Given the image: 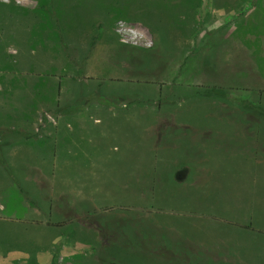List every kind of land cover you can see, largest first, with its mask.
I'll list each match as a JSON object with an SVG mask.
<instances>
[{
	"label": "rangeland",
	"instance_id": "rangeland-1",
	"mask_svg": "<svg viewBox=\"0 0 264 264\" xmlns=\"http://www.w3.org/2000/svg\"><path fill=\"white\" fill-rule=\"evenodd\" d=\"M52 1L67 46L85 26L95 38L72 47L84 100L68 81L59 107L99 122L73 131L65 162L34 167L28 212L0 197L5 264H177L186 230L195 257L234 260L238 244L244 264H264V166L242 165L233 141L246 112L264 118V0H0L1 127L57 124L44 106L53 31L32 52Z\"/></svg>",
	"mask_w": 264,
	"mask_h": 264
},
{
	"label": "crops",
	"instance_id": "crops-1",
	"mask_svg": "<svg viewBox=\"0 0 264 264\" xmlns=\"http://www.w3.org/2000/svg\"><path fill=\"white\" fill-rule=\"evenodd\" d=\"M55 17L56 15L46 14L42 17L39 16V20H37V22L35 21L34 28L36 29V34L34 35V38L37 39V41L34 43L35 46L33 47L32 52H36V48L43 47L38 32H45L47 30L53 31L50 39L48 37L46 38V44L48 46L47 50L52 51V53H54V50H56L57 59L61 61L55 63L52 58H49L51 59L49 60V63H54L57 65V72L52 76L43 75L45 78L51 79L48 82V85L50 86H45L46 88L48 87V100L47 104L44 106L45 108L52 111L53 117L57 120V124L54 123L55 125L53 124L52 126L48 125L38 134H36L33 129L28 126L19 127V125H14L8 128L0 126V148L2 149V151L3 149L5 151L3 154H0V163L8 167H13L12 174H5L3 177H0V197H3L7 200L9 209L22 213L28 212V208L32 206L28 199H31L30 196H32L31 193L33 191V182H35L36 180V173L34 171V169L36 168L34 167L43 166L45 165V163H47L51 167H53L54 165H58L65 156V153L62 154L60 148L64 146V149L66 150L75 149L73 147H70L71 145H73L74 140V138L72 137L73 131L77 130L79 134H82V132H85L89 129L88 126H90V122H99V119H95V116L89 113L90 111H88V113H86V111H81L82 113L74 112L68 115L69 113L67 110L58 108V101L60 100V97L70 93L68 89L66 90L68 81L72 83L71 86H73V88L75 89V97L71 101L76 103L84 100L85 93H82V89L85 90V88H83L84 86L78 79H76L74 75L70 76V73L76 74L78 76V65L83 62L77 61L76 56L72 54V47H74L73 49L78 48L80 51L82 49V46L90 47L93 44V40L95 41V38L93 39L91 33H88L87 31V26H85V30H82V34L79 35L78 38H76L75 42L71 43L70 46H67V43L65 41L66 37H60V35L62 34V28L60 29L55 25V23H57L55 22L56 20H54ZM54 32L57 33L58 36L53 34ZM63 34L65 36V32H63ZM81 39H84L83 44L81 42ZM16 55L17 57L19 55V52L17 50H15L14 52V56ZM76 55L78 56L77 53ZM81 59H83V57ZM17 62L18 58L15 59V61L12 62L11 65L16 64ZM16 75L19 77L17 79L20 80V85L29 84V81H21V79L26 78L23 77L24 75L21 72L16 71ZM35 93L38 92L35 91ZM256 97L260 98L259 100L262 101L264 107V91L257 92ZM69 105L72 104L69 103ZM36 113L38 114V112ZM106 114H122L126 117L134 116V112L129 110H108L106 111ZM67 117L69 119H67ZM244 118L245 125L239 126L238 136L237 138H233L235 139L233 140L234 145H237L238 147V153L240 156L239 160L245 167L264 166V118L260 121L256 120V122L253 123H258L257 125L247 124V112L245 113ZM195 140L197 139L195 138ZM196 144V147L201 146L199 142H196ZM40 150H47V153L45 152V154L42 156V159L36 158L40 157L38 154V151ZM29 167H32L33 169L31 170ZM13 180L17 182V185ZM19 187L23 190V194L20 193ZM191 229L192 228H190L189 230ZM1 232L2 224L0 219V242L2 241ZM183 238L184 239L182 240L184 242L181 243L179 241L177 245V251L180 257L178 261H175L177 264H244L241 255L247 258L249 257V253L245 254L243 251L246 250L238 244H235L234 247L237 248L239 254L238 256L240 258L236 257L234 260L228 259L225 262L215 261L210 260L208 255L195 257L194 250L197 249L196 244L198 241V237L195 235V233L191 231L188 232L186 230V233L183 234ZM167 246L169 247V245ZM230 253L231 252L229 249V257ZM3 256L4 255H2L0 247V264L11 262L10 258L5 259L3 258ZM166 260L170 261V259ZM249 264H257V262H250Z\"/></svg>",
	"mask_w": 264,
	"mask_h": 264
},
{
	"label": "trees",
	"instance_id": "trees-1",
	"mask_svg": "<svg viewBox=\"0 0 264 264\" xmlns=\"http://www.w3.org/2000/svg\"><path fill=\"white\" fill-rule=\"evenodd\" d=\"M51 2V1H50ZM56 2H57V4H58V2H59V4H58V6H60V3L62 2V1H52V3L53 4H51V7L49 6V8H50V12H48V14L47 15H55L54 14V10H53V5L55 4V6H56V9H57V4H56ZM48 5H50V4H48ZM52 9V10H51ZM58 10V9H57ZM21 18H23V16H21ZM99 28H102V26L100 25V27ZM215 91V90H214ZM253 106V105H252ZM58 108H60L59 106H58ZM256 108V106H253L252 107V110L253 109H255ZM6 167H8V166H5V167H3V166H0V177H3L5 174H12V172H7L5 169H6ZM14 182H15V184L17 185V182L15 181V180H13ZM19 191H20V193H22L23 194V190L19 187ZM29 200V202L32 204V201H31V199H28Z\"/></svg>",
	"mask_w": 264,
	"mask_h": 264
}]
</instances>
